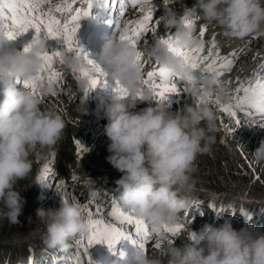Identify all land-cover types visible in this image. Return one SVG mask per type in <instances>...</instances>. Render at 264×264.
Listing matches in <instances>:
<instances>
[{"label": "clouds", "instance_id": "obj_1", "mask_svg": "<svg viewBox=\"0 0 264 264\" xmlns=\"http://www.w3.org/2000/svg\"><path fill=\"white\" fill-rule=\"evenodd\" d=\"M183 15L214 22L230 39L264 34V0H195L191 8L184 7ZM159 20L164 28L175 29L173 35L179 47L201 46L195 27L185 29L174 11L166 9ZM7 42L0 35V44ZM154 48L170 76L189 75L191 70L166 46L155 44ZM45 49V40L40 39L28 52L0 54V219L13 225L19 224L18 217L26 203L15 186L31 172L30 156L37 148L54 149L65 128L55 106L43 103L44 98L59 94L58 87L46 80L37 81L38 95H34L18 84L19 80L40 72V57ZM62 49L63 45L50 46L48 50ZM137 51L118 34L106 39L99 50L98 63L111 80L125 89L123 96L115 94L112 102L102 109L107 120L104 134L109 141L105 159L121 174L114 181L120 205L143 220L151 234L164 238L162 229L174 226L181 213L193 205L194 161L198 155L208 153L215 143L216 115L205 101L217 91V85L209 78L203 81L206 93L189 92L200 98L199 106L186 105L174 114L166 112L159 103L153 107L156 99L152 90L140 86L143 68L137 62ZM60 59L65 68L86 67L79 56L67 52H61ZM79 86L84 88L86 84L80 81ZM218 98H226L224 88L219 89ZM139 102L149 106L137 110ZM85 103L86 98L81 100L82 114H87ZM251 155L254 163L264 165V139ZM231 202L225 213L232 214L231 222L225 218L223 223L218 219L219 226H215V221L203 225L200 240L205 246L186 245L184 225L175 239L183 247L170 246L156 257L136 249L131 264H264V206L246 211ZM36 217L45 224L43 243L49 249L64 252L70 248V241L88 231L77 203L63 198L55 210L38 208ZM232 223L237 226L235 230ZM242 227L248 228L240 230ZM28 255L29 264H34L33 261L46 264L42 261L49 259L45 252ZM123 264H129V260L124 258Z\"/></svg>", "mask_w": 264, "mask_h": 264}, {"label": "snow or ice", "instance_id": "obj_2", "mask_svg": "<svg viewBox=\"0 0 264 264\" xmlns=\"http://www.w3.org/2000/svg\"><path fill=\"white\" fill-rule=\"evenodd\" d=\"M164 3L167 4L168 0H164ZM93 9L98 10L97 16L92 15ZM129 9L134 13L133 18H125ZM155 10L153 0H0V25H6L0 27V35L8 41H13L29 29L34 30L35 35L31 43L23 49L24 52L30 51L31 47L40 40L41 34L44 39H62L63 49L51 54L45 50L40 57V72L19 80L18 84L31 90L34 95H38L37 81L46 80L66 93V77L71 76L78 83L85 82L86 86L82 89L84 97H87L98 86L109 87L110 85L106 79L108 74L98 61L78 46L76 34L81 19L90 18L98 22L102 20L105 24L114 27L121 40L137 48V62L143 68L140 86L142 89L150 88L157 102L166 101L170 95L179 94L175 80L186 82L183 89L186 93L194 90L204 94L207 89L203 87V81L211 78L216 82L217 91L207 96L206 103L215 105L218 113L226 115L237 125L251 120L253 123L260 121L261 126H264V65L256 71L254 78L238 79L236 87L228 93L229 101L222 103L218 98L219 89L223 88L225 83L222 77L231 71L239 50L221 55L214 35L208 47L205 48L203 37L206 26L204 25L200 26L198 34L202 41L201 46L179 47L173 34L157 33L156 25L160 23V20L156 18L153 23ZM180 19L185 29L194 26L195 18L182 15ZM8 21L10 23H7ZM149 32L152 33L155 44L166 46L170 52L182 59L185 66L191 70L188 76L184 78L170 76L169 70L160 64L154 46L149 48L147 42L144 49L139 50V42ZM61 52L79 56L86 67L79 69L63 67L60 59ZM145 65H148V68H145ZM197 70L199 76L195 77L193 73ZM111 87L117 96H123L125 93L124 87L118 81H114ZM53 96L55 97L56 94L54 93ZM200 103V98L195 97V104L199 106ZM221 126L226 127L223 124ZM53 175L49 165L45 164L41 170V178L49 180ZM72 202L76 203L75 198ZM194 204L199 205V202ZM77 206L88 223V231L74 239L77 253L68 258L64 264H85L84 258H87L86 264H92L88 249L95 244H104L112 251L120 241L127 240L136 249L145 252L146 243L152 237L145 222L132 211L121 207L115 200L107 216L103 214L100 205L93 206L91 202H86L85 204L77 203ZM209 207L213 205L209 204ZM186 216L187 212L184 214L183 224L177 222L172 227L165 226L162 233L168 238L162 242L161 237L156 236L154 247L164 252L162 246L165 243L168 245L172 243L169 237H174L184 225L191 223ZM191 235L193 236L192 233ZM80 249L83 250L82 256ZM120 256L123 259L124 253L121 252Z\"/></svg>", "mask_w": 264, "mask_h": 264}, {"label": "rangeland", "instance_id": "obj_3", "mask_svg": "<svg viewBox=\"0 0 264 264\" xmlns=\"http://www.w3.org/2000/svg\"><path fill=\"white\" fill-rule=\"evenodd\" d=\"M153 2L156 9L154 12L155 21L157 18V10L159 9L160 3L164 2V0H153ZM133 16L134 13L131 9L125 14V18H133ZM151 36L152 33L149 32L142 37L139 42V50L145 45V42H147ZM237 40L239 41L238 43H243L244 41V39ZM29 44L30 43H27V40L24 38H16L13 41H8L6 44H0V54L23 51V49ZM233 50L239 51L231 71L225 74L227 79L223 85L224 89L232 87V81L236 78L241 80L252 78L256 71L261 68V65H264L259 63L256 57L252 55L253 53L249 46L246 47L238 44L235 45L230 52ZM47 52L51 54L57 51L48 50ZM89 54L91 58L97 60L99 51ZM193 75L195 77L199 76L197 71H194ZM106 79L108 85H110L109 87L98 86L91 91L87 97H84L83 89L80 88L79 83L73 77L68 76L66 77L67 92L65 93L60 89L58 95L55 97L49 96L44 98L43 103L47 106L54 105L62 115L64 121L70 126H74L75 123H79V121H77V118L70 117V110L77 107L78 110L81 109L83 111L81 100L86 98L84 107L87 109L89 115L82 116L81 122L82 120L90 118L94 121L93 127L95 130L104 131V126L107 123V120L104 117L102 109L112 102L113 96L115 95L111 87L114 81L111 80L110 76H107ZM229 81L230 83H228ZM174 82L179 89V94L170 95L166 101H153L151 106L156 107L157 103H159L166 112L174 114L185 107L188 102L190 105L195 104V97H192L189 93L183 91L186 82L183 80H175ZM220 101L222 103H227L229 98H224ZM208 105L216 115V123L219 126L221 133L215 139L218 148H211V150L203 157L208 156L209 158L210 156H213V152H223L224 150L226 151L227 156L219 155L217 158L215 157V159L211 158V160L206 157L205 159H200L199 156H197L194 161L195 171L193 177L195 180V190L191 194L193 205L188 209L189 213L186 218L189 221H193L192 217L195 216L196 225L201 227H203L204 224H208V219L210 220L209 225H212L213 221H215V223H217L215 226L220 225L218 224L220 220L223 223L225 218H230L231 222L232 214L231 216L225 214L231 207V196L234 195L233 192L238 193L245 183L248 182L251 173L254 175V173H257L258 171L263 172L258 179H253L251 185H249L251 186L250 189L252 188L251 192L255 195L246 198H254L256 202L264 203V165L254 163L251 155V153L259 146V142L264 139V127H260V121L253 123L251 120L247 123L241 122L240 125H237L226 115L218 113L215 105ZM147 106H149L147 103L139 102L137 104V110ZM222 124L226 125V127H222ZM229 129H231V131H229ZM225 139H230L231 142L238 140L239 145H241L240 150L244 155L232 151H230L231 153L228 155L231 148L227 145ZM71 147L72 155H75V157L80 156L85 151L84 139L81 136L74 139ZM54 153L55 151H45V149L41 150L37 148L30 156V159H32L31 172L24 179L17 181L15 186V188L20 191V195L25 199L26 203L23 207L22 214L18 217L19 224H9L6 219H0V246L11 248L12 250H10V253L12 252L11 254L17 256H20L21 251L24 249L28 251V254L32 253L33 255L45 252L49 259L43 260L42 262H47L46 264H64L68 258L72 257V252L74 254L77 253V248L74 244L75 238L70 241V248L64 252L47 248L43 243L45 224L36 217V210L38 208H42L45 211L49 209L55 210L59 207L61 198L66 199L69 202L75 198V201L78 204H85L87 199L86 196L79 193L78 189L74 186L67 182L59 181L60 177H58L56 167H54V163L56 162ZM45 164H48L52 173H54L49 180L41 178V170ZM117 174L118 173H116L117 179H119V175ZM113 179L115 181L114 177ZM114 181L111 183L112 186L115 185ZM58 185H61V187L58 188ZM217 189L225 191L219 193ZM65 193H67V197H65ZM118 195L119 193L117 192L115 198L118 197ZM197 201L199 202V205L194 204ZM209 204H212L213 207H209ZM96 205H100L103 209V214L107 216L109 212L108 208L111 204H107L106 201L101 199ZM192 208L195 210L192 211ZM185 213L186 212L181 213L178 220L184 221ZM200 213L203 214V218L202 216H199ZM190 214L192 217H190ZM232 227L234 230L237 228L235 223H232ZM188 229L189 224L184 227V230ZM161 241L163 242L165 240ZM154 244L155 242H151L145 247V253L149 257H154L152 252H156V254L160 253V255L163 253L161 249L155 248ZM170 246L183 247L182 244H179L178 242L176 243L174 240H172L171 245L165 243L162 247L164 251H166ZM135 250V246L129 243V241L122 240L112 251H110L104 244H95L88 249V256L92 259V264H104V262H108L111 259L113 261L119 260L120 264H123L124 258H127L129 264H131V256ZM79 252L82 256L83 250L80 249ZM121 252L124 253L123 259H121L120 256ZM44 257H46V255H44ZM38 262L39 261H33L34 264H38ZM84 262L86 264V258H84Z\"/></svg>", "mask_w": 264, "mask_h": 264}, {"label": "trees", "instance_id": "obj_4", "mask_svg": "<svg viewBox=\"0 0 264 264\" xmlns=\"http://www.w3.org/2000/svg\"><path fill=\"white\" fill-rule=\"evenodd\" d=\"M194 3L195 0H168L167 4L162 2L160 3L159 9L156 13L157 19H160V17L163 16L166 9L174 11L176 15L180 17L184 13V7L186 6L188 8H191ZM201 25L206 26L205 36L203 37L205 48L208 47L209 41L214 35L221 55H227L235 45L241 44L242 46L250 47L253 53L252 55L256 57L259 63L264 62V34L250 35L244 38L243 43H238L239 41L237 39L226 38L222 34V30L214 22L208 23L203 20L195 19L194 27L196 29L197 35L199 34V28ZM156 26L157 33H160L161 35L165 34L166 32L169 34H173L175 32V29L169 30L164 28L163 24L161 23ZM154 44L155 41L152 35L151 38H149V40L147 41V46L151 48L154 46ZM144 47L145 45H143L140 50H143ZM145 68H148V65H145ZM226 79L227 78L225 77V75H223L222 80L226 81ZM238 79L239 78H236L232 81V87L225 89V99L229 98L228 93L236 87V82ZM186 105H190V103L188 102ZM70 111V117L77 118V121H79V123L74 122L75 125L70 126L65 122V128L59 142L55 145L54 149H45V151H55L54 157L56 158V162L54 163V167H56L58 177H60L59 181L67 182L68 184L77 188L79 193H82L86 196L87 202H91L93 205H96L97 202H99V200L101 199L107 202L108 200H111V198H113L115 194H117V192L115 191L116 185L112 186L111 184L114 181L113 177L115 178V180H117L116 173H118L117 175H119V177L121 175L117 170L113 169L111 165L106 162L105 157L108 155L106 149L109 141L105 136L103 130H95V128L93 127V120L88 118L87 120H82L81 122V117L88 116L89 113L82 114L83 111L81 109L78 110L77 107L75 109H71ZM220 133V128L217 125V131L214 134L215 139ZM79 136L84 139L85 151L80 156L75 157V155H72L71 144L72 141ZM225 142H227V145L231 148L228 152V155L231 153L230 151L244 155L240 150L241 145H239L238 140L231 142L230 139H225ZM211 148H218V146L216 145V143H214ZM225 153V150L223 152L215 151L213 152V156H210L209 158L211 160V158L215 159V157L217 158L219 155L227 156V153ZM204 155H206V153L198 156L200 159H205V157L209 159L208 156L203 157ZM258 172L254 173V175H252L251 173L248 182L245 183V185L241 188L240 191H238V193L232 191L234 195L231 196L232 199L230 200L234 201L235 204L243 207L246 211H251L256 208L260 209L261 206H264V203H258L254 198H246L255 195L251 192L252 188L250 189L251 186L249 185H251V181L253 179L256 180L263 174V172ZM73 177H75V179H73ZM217 190L219 193H221V191H225L221 189ZM93 192L96 193L94 196L92 195ZM188 213L189 212L187 211V214ZM10 250L12 249L9 247L0 246V264H29L30 257L27 250H22L20 256L11 254L12 252L10 253ZM152 253L154 257H156L157 255L162 256L160 255V253Z\"/></svg>", "mask_w": 264, "mask_h": 264}, {"label": "bare ground", "instance_id": "obj_5", "mask_svg": "<svg viewBox=\"0 0 264 264\" xmlns=\"http://www.w3.org/2000/svg\"><path fill=\"white\" fill-rule=\"evenodd\" d=\"M92 54V53H91Z\"/></svg>", "mask_w": 264, "mask_h": 264}]
</instances>
